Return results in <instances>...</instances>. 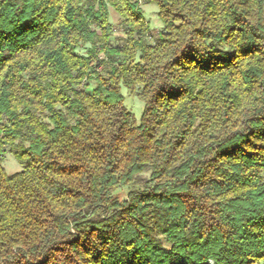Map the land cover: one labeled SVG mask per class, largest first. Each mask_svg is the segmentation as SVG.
Wrapping results in <instances>:
<instances>
[{
  "label": "trees",
  "instance_id": "obj_1",
  "mask_svg": "<svg viewBox=\"0 0 264 264\" xmlns=\"http://www.w3.org/2000/svg\"><path fill=\"white\" fill-rule=\"evenodd\" d=\"M0 264H264V0H0Z\"/></svg>",
  "mask_w": 264,
  "mask_h": 264
},
{
  "label": "rangeland",
  "instance_id": "obj_2",
  "mask_svg": "<svg viewBox=\"0 0 264 264\" xmlns=\"http://www.w3.org/2000/svg\"><path fill=\"white\" fill-rule=\"evenodd\" d=\"M140 7L145 20L150 25L151 30L155 33L160 31L163 28V22L158 15V7L154 4L148 5L143 2L140 3ZM110 15H111V22L116 31L115 34L117 36H121L124 33L123 32L124 27L120 24L121 19L119 15L116 13V11L113 8H110ZM81 52L82 54H84L83 51ZM122 94L125 97V106L131 112L136 123L139 124L141 122V118L144 112V107H145L144 103L125 87L122 88ZM3 160H4V167L8 174H15L22 170V166L18 163L14 155L9 150H7L3 154ZM133 189H134L133 187L121 189L117 192L116 197L119 200L123 201L127 198L128 194Z\"/></svg>",
  "mask_w": 264,
  "mask_h": 264
}]
</instances>
